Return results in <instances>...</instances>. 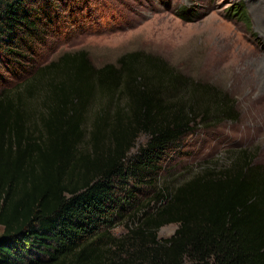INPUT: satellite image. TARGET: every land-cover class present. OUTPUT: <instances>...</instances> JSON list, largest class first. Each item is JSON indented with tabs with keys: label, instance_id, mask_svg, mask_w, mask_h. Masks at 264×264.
<instances>
[{
	"label": "trees",
	"instance_id": "1",
	"mask_svg": "<svg viewBox=\"0 0 264 264\" xmlns=\"http://www.w3.org/2000/svg\"><path fill=\"white\" fill-rule=\"evenodd\" d=\"M90 2L0 0V59L21 67L50 34L67 38ZM17 78L0 90V264H264V167L250 151L158 188L199 119H233L226 93L144 51L102 67L65 52Z\"/></svg>",
	"mask_w": 264,
	"mask_h": 264
},
{
	"label": "rangeland",
	"instance_id": "2",
	"mask_svg": "<svg viewBox=\"0 0 264 264\" xmlns=\"http://www.w3.org/2000/svg\"><path fill=\"white\" fill-rule=\"evenodd\" d=\"M82 9L86 19L81 27H72L65 39L68 29L62 28L59 38L50 34L35 54H26L28 60L18 58L22 68L0 59V90L16 85L17 77L41 60L49 62L65 52L86 50L93 64L102 67L126 53L144 51L160 56L194 83L226 93L235 109L230 120H198L165 158L159 189L178 187L208 168H226L234 152L244 149L264 167V0H91ZM186 9L192 15L182 12ZM148 141L141 135L130 156ZM144 187L141 201L155 194ZM177 228L163 227L159 237L168 239ZM3 232L0 227V236ZM114 233L122 237L127 228Z\"/></svg>",
	"mask_w": 264,
	"mask_h": 264
}]
</instances>
